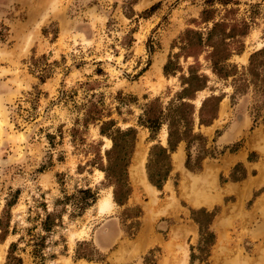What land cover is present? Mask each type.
<instances>
[{"label":"rangeland","instance_id":"1","mask_svg":"<svg viewBox=\"0 0 264 264\" xmlns=\"http://www.w3.org/2000/svg\"><path fill=\"white\" fill-rule=\"evenodd\" d=\"M206 9L212 21H202ZM222 20L246 24L247 34L218 76L210 48L193 33L205 43ZM229 28L217 29L211 42ZM262 49L264 0H0V264L8 257L9 264H264V198L257 204V192L241 201L229 195L207 214L192 199L206 184L218 188L216 177L199 171L201 160L241 146L214 144L228 118L219 129L200 127L201 103L221 97L220 116L264 119V55L254 56ZM190 69L207 77V87L189 101L194 136L179 143L178 170L158 190L147 164H155L151 148L166 145L168 127L153 135L138 120L148 111L167 118L188 101L178 96ZM99 113L100 121L88 120ZM108 120L110 131L137 130L122 205L114 191L123 198V163L108 172L111 179L103 171L112 142L99 129ZM188 154L193 171L183 166ZM139 159L151 192L134 184ZM232 173L223 180L244 171ZM82 189L96 201L82 204ZM103 200L109 208L100 207Z\"/></svg>","mask_w":264,"mask_h":264},{"label":"trees","instance_id":"2","mask_svg":"<svg viewBox=\"0 0 264 264\" xmlns=\"http://www.w3.org/2000/svg\"><path fill=\"white\" fill-rule=\"evenodd\" d=\"M229 0H221L222 5H227ZM226 13H229V11L225 10ZM210 12H213L211 10H204L202 11V21L203 22H209L213 20V15L210 14ZM230 27L228 31H223V37L220 39L219 43H212L211 38L213 37V33L217 31V29L224 30L226 27ZM196 37V41L198 42L199 46H202L203 44H206L207 47L210 48V51L207 55V59L210 62V68L213 73L216 75L221 74V70L225 68V64L230 59V57L235 53L239 52L241 49L237 47L241 44L240 38L244 37L247 34L246 30V24H243V28L241 29V25L239 24H233L228 25L225 21H217L214 23L213 27L209 30L207 34V38L205 39V43L200 36V33H193ZM189 37V36H187ZM209 43V44H208ZM212 43V44H211ZM236 46L235 48H233ZM264 55V49L259 50L255 53L254 56ZM168 65L164 67V72L167 73ZM187 77L182 78V85L183 90L179 94V100L182 101L183 99H187L188 101H182L179 105H175L174 108L169 109L167 118H163L161 116H151L149 115V111L144 114L147 118V120H143L140 118L138 120L139 125L145 126L149 129L150 132H152L153 135H155L162 123H166L168 127V148H164L161 145H154L150 150L149 155V161L152 165V159L153 156H155L154 159V166L150 167L149 163L147 166V179L148 181L158 190H161L163 187V184L166 182L170 175L171 171V165H170V151H174L177 144L181 141H187V138L189 136L193 135V127L195 122V106L191 104L189 101L194 100L195 95L197 92L202 91L207 87V77L205 75H198L197 73H194L191 69L188 72ZM221 97H209L202 101L201 106L198 110V124L199 125H209L213 122V120L217 117V111L219 103L221 102ZM187 102V103H186ZM185 109V110H183ZM186 109H188L186 111ZM177 113L179 116H177ZM100 113L99 115L95 117H91L88 120L92 121H100ZM177 116V117H176ZM143 117V118H144ZM263 119V118H262ZM181 121H184L186 123L183 126V131L179 129ZM88 123V121H86ZM101 126L99 129L100 135L107 136L111 142L112 147L110 150L106 151V155L108 157V165L107 168H105L103 171L106 173V177L110 178V175L108 174L109 171L112 169H115L116 167H120L121 163H123V166L119 168L121 171L120 178L122 179L121 186L124 187V190L122 192L123 198H117L120 194L114 191V199L116 203L122 205L127 200L128 195L130 194V187L128 184V177H127V166L130 163V158L132 156V153L134 152L135 144H136V136H137V130L133 127H129L127 129L121 130L120 128H116L112 131H110V128L114 126V121L108 120L101 122ZM189 124V127H188ZM201 137V136H199ZM203 138V137H202ZM115 156H110L114 152ZM112 157V158H111ZM161 165V167H160ZM186 168L189 170H194L191 168L189 164V154L187 155L186 159ZM119 178V181H120ZM111 179V178H110ZM79 195H82V204H88L93 203L96 201V194L92 192L91 189H82L78 191ZM15 203V202H14ZM10 206L13 205V203L9 204ZM203 212L206 214L208 213L206 210L202 209ZM192 216L195 214V211H191ZM50 215L46 217V220L44 222V230H47V228H50L49 226V219ZM12 245H10L11 249ZM10 258L8 257V262L6 264H9ZM17 264H22V260L20 258L16 259Z\"/></svg>","mask_w":264,"mask_h":264},{"label":"crops","instance_id":"3","mask_svg":"<svg viewBox=\"0 0 264 264\" xmlns=\"http://www.w3.org/2000/svg\"><path fill=\"white\" fill-rule=\"evenodd\" d=\"M222 109V102L219 103L217 117L209 125H199L204 127V129L216 128L219 129L217 122H224L227 120L228 125L222 127V131L216 135L214 144L217 146H228L237 142H241V146L235 152H225L220 155L217 159L213 158H203L200 163V170L208 173L211 177H216V182L218 183V188L209 185H204L205 190L199 197L203 196L201 202L208 204H201L199 207L205 209L206 211L214 209L223 203L226 196L233 195L236 200H249L257 192L258 195L255 196V202L258 204L261 199L264 198V119L260 121H253L250 118L248 120L239 117L235 120L230 119L231 115L225 116L226 111L224 110L223 115L220 116ZM166 145H162L164 148H168V134L166 135ZM177 144L174 151H170V165L171 171L169 177L177 171L173 164V158L177 154ZM252 155V158L250 156ZM209 162L210 168L207 167L206 162ZM186 159L183 164L184 169L186 168ZM206 164V165H205ZM241 166L244 174L238 180L226 181L223 180L224 177L232 172L236 167ZM163 184V187L169 181V178ZM180 179V182L182 180ZM210 177V178H211ZM223 180V182H222ZM241 190L240 193L237 192ZM208 194V195H207ZM210 203V204H209ZM198 207V206H197ZM23 264V262H22Z\"/></svg>","mask_w":264,"mask_h":264},{"label":"bare ground","instance_id":"4","mask_svg":"<svg viewBox=\"0 0 264 264\" xmlns=\"http://www.w3.org/2000/svg\"><path fill=\"white\" fill-rule=\"evenodd\" d=\"M135 165V163L133 164ZM132 177L134 178V184L135 186H144L145 189L149 190L150 192L153 191V189L151 188V186L147 183L146 178H145V174L144 171L142 170V163L140 162V159L138 160L137 164L135 166H133V170L131 172ZM197 188H194L193 190H195ZM201 192H198L196 190V192H193V201L195 203H200V199H203V196L199 197L198 195H200ZM103 205L100 207H103L102 209L105 208H109L110 203L107 200H103V202H101ZM150 210V209H149Z\"/></svg>","mask_w":264,"mask_h":264}]
</instances>
